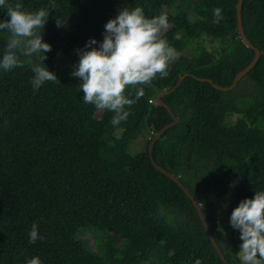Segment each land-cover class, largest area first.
<instances>
[{
	"label": "trees",
	"instance_id": "trees-1",
	"mask_svg": "<svg viewBox=\"0 0 264 264\" xmlns=\"http://www.w3.org/2000/svg\"><path fill=\"white\" fill-rule=\"evenodd\" d=\"M238 1L19 0L25 11L49 9L42 37L51 51L44 63L32 59L61 82L34 90L27 63L0 69V264H27L33 257L41 264H226L190 196L150 157L152 140L174 120L156 98L186 73L195 76L187 75L162 97L179 121L155 140L152 155L200 202L228 262L241 264L240 232L230 216L241 200L264 190V0H243L242 7L245 33L261 51L255 66L228 91L196 77L229 86L254 59L255 47L240 36ZM136 6L149 18L167 14L174 26L163 37L176 52L195 45L191 55L180 54L170 64L166 78L144 86L143 97L126 107L127 120L114 127L115 114L85 104L82 81L55 58L79 59L77 50L90 38L99 47L106 22ZM217 7L223 16L218 23ZM5 19L0 8V21ZM8 36L0 30V57ZM206 38L220 46L207 48ZM244 79L250 83L245 89ZM134 93L129 89L131 98ZM233 113L238 118L228 123ZM144 137L145 149L130 153L131 144ZM222 211L229 217L226 236L218 226ZM33 223L44 237L34 244ZM82 229L103 234V253L86 245Z\"/></svg>",
	"mask_w": 264,
	"mask_h": 264
},
{
	"label": "clouds",
	"instance_id": "clouds-1",
	"mask_svg": "<svg viewBox=\"0 0 264 264\" xmlns=\"http://www.w3.org/2000/svg\"><path fill=\"white\" fill-rule=\"evenodd\" d=\"M50 7L54 9L55 4ZM0 8L6 9L9 17L0 21V30L9 33L0 57V69L7 72L27 63L34 73L30 81L34 90L45 82H61L47 66L32 59L36 56L44 63L45 54L51 51V45L42 37L49 9L25 11L19 0L14 4L0 0ZM213 17L217 23L223 19L219 7L213 9ZM61 25L57 20V26ZM168 26L166 13L149 18L140 6L125 7L106 22L99 47H93L98 42L90 38L77 50L79 61L71 75L82 80L79 87L84 93L83 101L97 110L113 112L110 123L114 127L127 120L130 113L126 107L130 108L143 97L144 86H150L158 77L168 76L169 66L177 58L175 48L162 35ZM21 56L27 59L21 60ZM129 89H135L134 98L128 94ZM230 224L240 232L241 264H264V190L255 191L253 198L241 200L231 213ZM43 239L37 224L33 223L29 243ZM27 264H41V261L33 257ZM195 264L201 261L197 259Z\"/></svg>",
	"mask_w": 264,
	"mask_h": 264
},
{
	"label": "water",
	"instance_id": "water-1",
	"mask_svg": "<svg viewBox=\"0 0 264 264\" xmlns=\"http://www.w3.org/2000/svg\"><path fill=\"white\" fill-rule=\"evenodd\" d=\"M242 7H243V0H239L238 1V9H237V12H238V26H239V32H240V36L243 40V42L249 46V47H255L254 44L250 41V39L247 37L246 33H245V30H244V24H243V16H242ZM256 49V55L254 57V59L252 60V62L247 66L245 67L244 69L240 70L235 78H234V81L231 85L229 86H223V85H220L216 82H214V80L212 78H207V77H199V76H196L198 79L200 80H204V81H208L210 83H212L214 85V87L218 88V89H221V90H224V91H228V90H232L238 83V81L243 78L254 66L255 64L258 62L259 60V57H260V54H261V51L259 48L255 47ZM187 75H192V76H195L194 74H191V73H186L182 76H180L179 80L177 81V83L170 89L168 90H165L164 92L162 93H159L157 98H156V105H159V104H163L165 105L168 110L170 111L171 115L173 116L174 120L172 122H170L169 124H167L166 126H164V128L162 130H160L156 136L154 137V139L152 140L151 144H150V148H149V151H150V157H151V160L153 162V164L156 166L157 169H159L160 171H162L164 174H166L167 176H169L170 178H172L174 181H176L180 186H182V188L185 190V192L190 196L191 200L194 202L195 206L197 207L198 209V212L201 216V219L205 225V228L209 234V237L212 241V243L214 244L215 248L217 249L219 255L222 257V259L225 261L226 264H231L230 262H228L222 248L220 247L219 243L217 242L216 238H215V235L212 231V228H211V225L209 223V221L207 220L206 218V215L202 209V206L200 204V202L197 200V198L192 194V192L189 190L188 187H186L184 185V183L179 179L178 176H176L174 173H172L171 171H169L168 169H166L165 167H163L162 165L158 164L153 155H152V150H153V146H154V142L157 138H159L169 127L175 125L178 123L179 119L176 117V115L174 114V112L172 111V109L162 100V97L166 94H169L171 93L172 91H174L179 85L180 83L182 82V80L187 76ZM148 264H151V263H148Z\"/></svg>",
	"mask_w": 264,
	"mask_h": 264
},
{
	"label": "rangeland",
	"instance_id": "rangeland-1",
	"mask_svg": "<svg viewBox=\"0 0 264 264\" xmlns=\"http://www.w3.org/2000/svg\"><path fill=\"white\" fill-rule=\"evenodd\" d=\"M180 2L184 1V0H179ZM192 15V14H191ZM192 18H194V15L191 16ZM174 26L173 23H169V26L167 28V30L164 32L166 33L170 28H172ZM163 33V34H164ZM162 34V35H163ZM203 43L206 45L207 48L209 49H214L218 46H220L219 42H211L208 38L204 39ZM195 45V43H190V45L188 46V48H186L183 52H177V57L180 54H186V55H191L192 54V47ZM55 61L58 63V65H60L61 67H63L64 69H66L70 74L73 72L74 70V65L78 64L79 59L77 58H71L67 55L64 54H59L56 58ZM78 78V77H76ZM80 79V78H78ZM81 80V79H80ZM82 81V80H81ZM249 81L247 79H244L241 83V88H247L249 85ZM100 115V113L98 112V116ZM238 118V114L237 113H233L231 115L227 116V122L228 123H233L237 120ZM123 129H117L116 130V136H120L122 133ZM147 144V138H141L138 140H135L131 146H130V153L135 154L138 151H141L143 149H145ZM221 201V207H223V209L225 210V208L227 207L228 204V199L227 198H223L220 200ZM229 217L228 215L225 213V211L220 212V215L218 217V226H219V231L221 234L223 235H228L229 234V227L227 224ZM80 238H82V240H84V242L86 243V245L92 249L93 251L97 252V253H103V247L102 244L99 242V237L102 238L103 234L95 231L94 229H89V231H86L84 229L80 230L79 232Z\"/></svg>",
	"mask_w": 264,
	"mask_h": 264
}]
</instances>
